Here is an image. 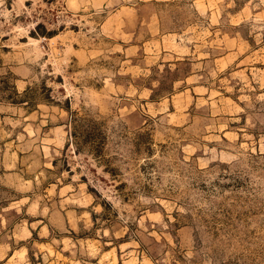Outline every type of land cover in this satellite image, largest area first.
<instances>
[{"label":"rangeland","instance_id":"obj_1","mask_svg":"<svg viewBox=\"0 0 264 264\" xmlns=\"http://www.w3.org/2000/svg\"><path fill=\"white\" fill-rule=\"evenodd\" d=\"M0 264H264V0H0Z\"/></svg>","mask_w":264,"mask_h":264}]
</instances>
